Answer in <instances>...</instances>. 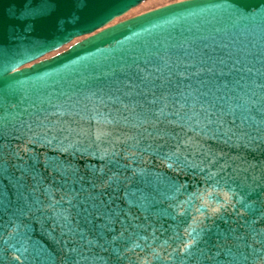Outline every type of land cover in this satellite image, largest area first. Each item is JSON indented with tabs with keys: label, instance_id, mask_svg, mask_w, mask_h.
Segmentation results:
<instances>
[{
	"label": "water",
	"instance_id": "water-1",
	"mask_svg": "<svg viewBox=\"0 0 264 264\" xmlns=\"http://www.w3.org/2000/svg\"><path fill=\"white\" fill-rule=\"evenodd\" d=\"M144 1L0 0V264H264V0Z\"/></svg>",
	"mask_w": 264,
	"mask_h": 264
},
{
	"label": "rangeland",
	"instance_id": "rangeland-1",
	"mask_svg": "<svg viewBox=\"0 0 264 264\" xmlns=\"http://www.w3.org/2000/svg\"><path fill=\"white\" fill-rule=\"evenodd\" d=\"M173 1H177V0H146L142 4H140L139 6L130 10L122 18L127 17V16L136 15V14H139V13L144 12L146 10H149V9H152V8H155V7H158V6L173 2Z\"/></svg>",
	"mask_w": 264,
	"mask_h": 264
},
{
	"label": "snow or ice",
	"instance_id": "snow-or-ice-1",
	"mask_svg": "<svg viewBox=\"0 0 264 264\" xmlns=\"http://www.w3.org/2000/svg\"><path fill=\"white\" fill-rule=\"evenodd\" d=\"M85 211H87V209H85Z\"/></svg>",
	"mask_w": 264,
	"mask_h": 264
},
{
	"label": "trees",
	"instance_id": "trees-1",
	"mask_svg": "<svg viewBox=\"0 0 264 264\" xmlns=\"http://www.w3.org/2000/svg\"><path fill=\"white\" fill-rule=\"evenodd\" d=\"M127 17H129V16H127Z\"/></svg>",
	"mask_w": 264,
	"mask_h": 264
}]
</instances>
